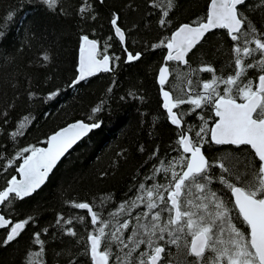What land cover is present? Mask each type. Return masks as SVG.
<instances>
[{
  "label": "trees",
  "instance_id": "16d2710c",
  "mask_svg": "<svg viewBox=\"0 0 264 264\" xmlns=\"http://www.w3.org/2000/svg\"><path fill=\"white\" fill-rule=\"evenodd\" d=\"M209 1L172 0L167 17L171 22L162 27L161 12L169 7V0H154L159 7L153 0H87L91 5L88 15L79 10L83 0H58L57 10H50L42 0H0V30L5 32L0 38V187L17 175L15 168L22 163L16 155L20 149L45 145L51 133L72 121L90 122L91 117L101 125L70 150L30 197L1 206V212L14 221L32 220L16 241L0 244V264H26L28 253L40 247L34 244L33 233L45 228L48 232H42L41 238L45 241L42 258L46 264H90L83 254L84 243L94 226L88 210L77 209L72 202H88L108 219V213L137 195L140 183L167 182L163 175H157L155 181L148 179L159 161L167 163L179 155L174 151L178 129L167 118L162 86L157 82L165 47L154 46L166 43L180 24L204 18ZM262 3L264 0H247L242 9L260 28H264ZM9 13L13 14L11 20ZM114 14L119 16L118 24L125 33L124 45L110 23ZM84 35L98 42L102 55L119 60L111 61L112 71L99 72L73 85ZM106 44L109 47L105 52ZM232 44L223 29L208 33L190 54L189 65L167 63L171 75L165 88L174 96L181 89L186 91L184 74L189 68L206 64L217 69L215 75L230 74ZM125 48L133 54L141 53L140 59L127 62ZM44 53L49 56L47 61L43 60ZM212 75L198 72L192 76L193 84L197 76L208 80ZM101 102L103 110L93 113ZM180 111L187 125L196 130L202 124L200 116L209 127L215 119L211 107L191 113L189 106H182ZM157 149V156H153ZM204 151L210 160H224L233 170H242L247 156L235 146L213 143L205 144ZM9 160L14 161L11 167ZM211 171L214 175L221 172L216 167ZM213 187L226 193L216 181ZM137 211H143V207L134 209L133 215ZM59 216L72 219V224L62 220L57 225ZM78 217H84V222ZM68 227L77 236L67 235ZM5 235L6 230L0 229V240ZM32 259L39 264L37 257Z\"/></svg>",
  "mask_w": 264,
  "mask_h": 264
},
{
  "label": "snow or ice",
  "instance_id": "6c2138e0",
  "mask_svg": "<svg viewBox=\"0 0 264 264\" xmlns=\"http://www.w3.org/2000/svg\"><path fill=\"white\" fill-rule=\"evenodd\" d=\"M50 10H57L58 0H42ZM154 2V0H153ZM247 0H210L204 18L194 24L179 25L165 44L161 41L154 47H166L165 61L189 65L190 54L212 30L226 31L232 44V71L227 75H215L217 69L203 65L189 69L184 76L186 91L173 95L163 86L171 75L168 64L159 69L158 80L162 86L163 108L170 123L177 127L176 140L179 155L165 163L159 161L149 180L157 175L167 178L166 183H140L137 195L125 200L115 212L105 219L101 212L93 210L88 202H72L77 209H86L93 227L84 243V255L90 264H264V28L245 15L242 9ZM154 6L159 7V5ZM172 0L161 12L159 24L167 26ZM264 8V3L260 5ZM91 5L83 0L79 9L84 15L90 13ZM13 14H8L12 19ZM93 19L95 17H92ZM119 16L114 14L110 23L115 36L121 42L125 33L118 24ZM5 32L0 30V38ZM111 39V38H110ZM109 45H105V52ZM127 62L137 61L141 53L133 54L124 49ZM98 50V42L81 37L79 76L73 85L98 72H110V62L119 57H110ZM49 56L44 53L43 60ZM198 72L212 73L208 80L192 76ZM111 91V89H109ZM56 95L55 93L52 94ZM189 106L191 113L211 107L215 119L209 127L208 121L200 116L202 124L187 125L181 114V107ZM103 110V102L92 109L93 113ZM188 114V113H185ZM27 119V118H25ZM78 120L53 133L46 147L30 145L17 152L22 159L5 184L0 187V206H11L16 200H23L36 192L57 166L61 157L99 122ZM17 133H13V136ZM208 137V139H205ZM235 146L237 151H246L241 168H230L224 160H210L204 145ZM143 151V148L140 149ZM158 149L153 152L157 156ZM14 161L9 160L11 167ZM221 170L214 175L212 169ZM218 182L222 189L213 187ZM103 203V202H102ZM133 215L134 209H140ZM126 217V218H124ZM81 223L84 217H78ZM32 217L13 220L0 212V229L6 235L0 244L9 245L16 241L27 228ZM71 225L72 219L57 218L56 224ZM47 233L48 229L42 230ZM42 232L33 233V242L39 245L35 253L29 252L26 264H46L42 256L45 241ZM67 235L77 236L68 227ZM169 246H175L178 259L171 258ZM69 264H79L70 261Z\"/></svg>",
  "mask_w": 264,
  "mask_h": 264
},
{
  "label": "water",
  "instance_id": "95a60500",
  "mask_svg": "<svg viewBox=\"0 0 264 264\" xmlns=\"http://www.w3.org/2000/svg\"><path fill=\"white\" fill-rule=\"evenodd\" d=\"M210 2V1H209ZM209 2H208V5H209ZM208 5H207V8H208ZM185 23H188V22H185ZM182 24H184V23H182ZM188 24H194V23H188ZM181 25V24H180ZM113 30H114V28H113ZM176 29H174V31H175ZM174 31H172V32H174ZM212 31H214V30H212ZM211 31V32H212ZM172 34V33H171ZM171 34H170V36H171ZM207 35V34H206ZM169 36V37H170ZM118 38V37H117ZM89 39H92V38H89ZM119 39V38H118ZM121 42V41H120ZM121 44L122 45H124L125 44V41L124 42H121ZM166 44V43H165ZM80 45H81V43H80ZM98 50H99V45H98ZM108 55V54H107ZM167 55V49H166V47H165V55H164V58H163V61H162V63H161V65L159 66V69H160V67L162 66V65H164L165 63H169V62H171V61H168V62H166L165 61V56ZM98 59H100V58H102V54L100 55V56H98L97 57ZM79 62H80V46H79V54H78V64H77V75H76V78L74 79V80H76L77 78H78V76H79ZM181 65H183V64H181ZM110 67H111V62H110ZM169 67V66H168ZM159 69H158V73H159ZM101 72H103V71H101ZM99 73V72H98ZM158 73H157V82H158V84H159V80H158ZM95 74H97V73H95ZM94 74V75H95ZM91 77V76H90ZM87 78H89V77H87ZM86 78V79H87ZM170 78V76L168 77V79ZM85 80V79H84ZM84 80H82V81H84ZM82 81H79V83L80 82H82ZM160 85V84H159ZM161 86V85H160ZM165 86H166V84L163 86V88L165 89V90H168V89H166L165 88ZM160 94H161V99H162V106H163V94H162V91H160ZM165 111H166V109H165ZM167 113V112H166ZM214 113V112H213ZM76 121H78V120H76ZM76 121H72V122H70V123H68V124H66V125H64V126H62V127H60L59 129H57L56 131H54L53 133H55V132H57V131H59L60 129H62V128H65V127H67L68 125H70V124H73V123H75ZM53 133H51L49 136H48V138L53 134ZM89 134V133H88ZM87 134V135H88ZM86 135V136H87ZM86 136H84V137H86ZM84 137H82L80 140H82ZM48 138H47V140H48ZM79 140V141H80ZM79 141H77L69 150H68V152L67 153H65V155L63 156V157H61V159H60V161H58V163H57V165L62 161V159L70 152V150L79 142ZM47 146V142L45 143V145H43V146H40V147H46ZM57 167V166H56ZM55 167V168H56ZM54 168V169H55ZM53 169V170H54ZM53 172V171H52ZM51 172V173H52ZM51 173H49V175L51 174ZM17 177L19 178V176H18V173H17ZM46 182V181H45ZM44 185V184H43ZM43 185H41V186H43ZM0 212H1V206H0ZM90 215V214H89Z\"/></svg>",
  "mask_w": 264,
  "mask_h": 264
},
{
  "label": "flooded vegetation",
  "instance_id": "af4514ba",
  "mask_svg": "<svg viewBox=\"0 0 264 264\" xmlns=\"http://www.w3.org/2000/svg\"><path fill=\"white\" fill-rule=\"evenodd\" d=\"M171 62H173V61H171ZM170 63V62H169ZM175 63H177V62H175ZM183 66H186V65H183ZM190 69V68H189ZM171 252H172V256H171V258L174 260V259H178V257H179V254L177 253V250L176 249H173V251L171 250Z\"/></svg>",
  "mask_w": 264,
  "mask_h": 264
},
{
  "label": "bare ground",
  "instance_id": "6f19581e",
  "mask_svg": "<svg viewBox=\"0 0 264 264\" xmlns=\"http://www.w3.org/2000/svg\"><path fill=\"white\" fill-rule=\"evenodd\" d=\"M110 56V55H109Z\"/></svg>",
  "mask_w": 264,
  "mask_h": 264
}]
</instances>
